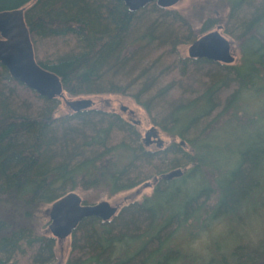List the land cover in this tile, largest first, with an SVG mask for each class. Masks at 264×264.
<instances>
[{
    "label": "trees",
    "instance_id": "trees-1",
    "mask_svg": "<svg viewBox=\"0 0 264 264\" xmlns=\"http://www.w3.org/2000/svg\"><path fill=\"white\" fill-rule=\"evenodd\" d=\"M219 4L229 9L222 34L239 42L237 66L179 57L200 36L154 2L132 12L120 0H0V13L24 10L35 62L64 94L129 97L173 141L152 153L117 114L55 117L59 100L0 66V264L54 262L55 240L33 227L40 205L75 190L112 197L154 178L151 197L111 221L84 219L65 264H264L261 241L216 240L198 263L180 238L220 219L238 235L233 226L264 208V0ZM216 24L208 17L197 33Z\"/></svg>",
    "mask_w": 264,
    "mask_h": 264
},
{
    "label": "rangeland",
    "instance_id": "rangeland-1",
    "mask_svg": "<svg viewBox=\"0 0 264 264\" xmlns=\"http://www.w3.org/2000/svg\"><path fill=\"white\" fill-rule=\"evenodd\" d=\"M219 2L220 0H179L178 3L169 10H175L180 13L189 21L192 29L196 32V36H202L207 32L215 30L217 27H221L222 32V27L225 25L224 23H226V18L224 17L228 15L227 12L229 9H225L226 11L225 13H223V9L220 10L221 6ZM208 17H213L221 25L216 24L214 28L210 29L209 31H206L205 33H197V31L201 29L202 22L205 21V19ZM262 30L264 29L262 28ZM224 36L231 43L232 54L237 64L241 59L238 45L239 42L235 39H232L230 36ZM188 46L189 44L181 45L176 49V52L178 53L179 57L188 58ZM64 99L68 101L90 100L93 103L91 108L92 110H99L119 115L124 121L134 124L133 126L139 135V142L141 144H143L142 140L144 138L145 133L151 128L154 129L155 133H157L159 139L162 141L163 150L167 149V147L173 142L158 128L154 127L145 111L141 107L136 105L134 101L129 97L117 94H100L85 96L81 95L71 97L67 94H64ZM253 102L255 103V106L253 105ZM253 102L250 103V106H254V108H256L258 106V100L256 101L254 99ZM121 107L127 108V112H121ZM129 112H132V114H130ZM65 115H72V112L65 105L64 101L59 99L58 108L55 111L54 116L61 117ZM134 121L138 123H135ZM146 149L152 153L160 151L155 145L147 147ZM156 182V178L150 179L148 182H145L134 189L121 192L112 197H109L105 192L101 190H88L83 192L80 190H75L74 193H76L81 198V200L86 201L88 205L96 204L101 201H106L112 206L117 207L118 210H120L123 205H128L131 203H141L145 198L151 197V195L154 193ZM169 199L170 198H168L167 200ZM50 206V204H42L38 207L34 214L33 227L35 228V232L39 235L50 236L48 232V211ZM8 214L10 215L11 213ZM244 223L245 226H242V228L233 226V228H236L238 235L233 234V232L230 230V228L232 227L227 220L220 219L216 222H213L210 228L199 230L197 232H193V230H191V228L187 226L189 227V229L186 228L188 233L183 232L180 238H188L190 250L196 252L193 257L197 260L198 263H201L204 259L208 260V258L210 257L208 255L209 248L211 244L216 240H218L219 244H221V242L226 244L231 243L232 239L235 241L244 240L245 245H255L259 243V241L264 242V208L251 211L250 216H248V219L245 220ZM241 231L245 232L242 233ZM190 232H193L192 238L188 237V235L191 234ZM54 240L56 243L54 248L55 260L51 264H65L68 257L70 256V237L64 240ZM17 259H21L20 262L17 264H25V260L21 256H17ZM207 260H204V262H206Z\"/></svg>",
    "mask_w": 264,
    "mask_h": 264
},
{
    "label": "water",
    "instance_id": "water-1",
    "mask_svg": "<svg viewBox=\"0 0 264 264\" xmlns=\"http://www.w3.org/2000/svg\"><path fill=\"white\" fill-rule=\"evenodd\" d=\"M120 1L130 11L135 12L153 2L160 8L170 9L179 0ZM23 14V9L0 13V66L13 80L39 97L46 100H63L73 114L89 110L93 105L90 100H65L59 78L36 64ZM220 32L221 28L217 27L216 30L194 41L188 47V58L204 59L223 65L233 64L231 43ZM120 111L125 113L127 108L121 107ZM129 113L132 114V112ZM143 143L144 146L154 143L158 149L163 146L153 128L145 133ZM116 214L117 207L110 203L101 201L93 205H83L81 198L72 192L51 204L48 211V232L53 239L64 240L71 236L84 219L94 218L107 223Z\"/></svg>",
    "mask_w": 264,
    "mask_h": 264
},
{
    "label": "flooded vegetation",
    "instance_id": "flooded-vegetation-1",
    "mask_svg": "<svg viewBox=\"0 0 264 264\" xmlns=\"http://www.w3.org/2000/svg\"><path fill=\"white\" fill-rule=\"evenodd\" d=\"M232 50V49H231ZM233 55V54H232ZM212 63V62H211ZM214 64H217V63H214ZM234 64V65H233ZM231 66H237V64H236V62H235V59H234V63H233ZM220 65V64H219ZM135 122V121H134ZM135 123H138V122H135ZM144 144V143H143ZM153 145H155L154 143H151V144H148L147 146H145V148H147V147H151V146H153ZM156 146V145H155ZM162 148V147H161Z\"/></svg>",
    "mask_w": 264,
    "mask_h": 264
},
{
    "label": "bare ground",
    "instance_id": "bare-ground-1",
    "mask_svg": "<svg viewBox=\"0 0 264 264\" xmlns=\"http://www.w3.org/2000/svg\"><path fill=\"white\" fill-rule=\"evenodd\" d=\"M144 145V144H143Z\"/></svg>",
    "mask_w": 264,
    "mask_h": 264
}]
</instances>
